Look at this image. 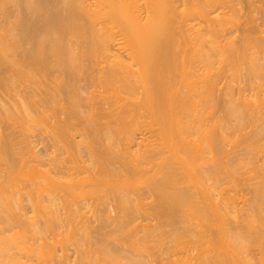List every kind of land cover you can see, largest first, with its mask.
I'll use <instances>...</instances> for the list:
<instances>
[{
  "label": "bare ground",
  "instance_id": "6f19581e",
  "mask_svg": "<svg viewBox=\"0 0 264 264\" xmlns=\"http://www.w3.org/2000/svg\"><path fill=\"white\" fill-rule=\"evenodd\" d=\"M62 2L59 8L56 0L25 1L26 16L21 11L12 22L0 13V264H69L68 247L57 255L47 240L64 230L96 247L81 254L86 261L95 259V250L109 259L121 254L130 264H156L146 245L157 236L153 219L160 237L177 244L160 251V264H264V0ZM228 73L223 104L216 92ZM208 110L221 117H212L211 127L204 122L207 128ZM106 117L111 124L104 125ZM35 131L46 135L35 142L44 153L34 150ZM137 132L144 134L139 142ZM234 138H246L248 146L228 163L221 157ZM136 143L141 149L131 151ZM201 164L209 168L213 192L199 193L208 188L200 186L203 179H196L198 189L191 183ZM249 164L258 168L252 177ZM246 166L251 173L242 172ZM143 175L150 176L140 178L144 183ZM244 176L255 188L243 208L251 217L241 223L234 217L240 199L222 187L240 185ZM137 179L146 185L143 194ZM109 200L116 204L114 219ZM25 203L38 221L28 220ZM143 216L150 225H134ZM131 225L144 232L135 252L123 250L124 242L113 247L116 236L108 243L109 231L127 233ZM10 231L16 238H5ZM193 232L199 238L186 253L196 254L184 260L179 238H196Z\"/></svg>",
  "mask_w": 264,
  "mask_h": 264
},
{
  "label": "rangeland",
  "instance_id": "374dc122",
  "mask_svg": "<svg viewBox=\"0 0 264 264\" xmlns=\"http://www.w3.org/2000/svg\"><path fill=\"white\" fill-rule=\"evenodd\" d=\"M25 1L28 2V0H0V13H5L6 15H8V17H9L8 19H9V20L11 19L10 21L12 22V21H14L16 15L20 14L19 12H21V11H25V10H26V9L24 10V8H25L24 6H25V5H28V4L25 3ZM29 1H31V0H29ZM53 1H55V0H53ZM56 1H57L58 4H59L58 7H59V8H62V6L64 5V4L62 5V3H63L62 0H56ZM60 1L62 2L61 4H60ZM87 1H89V2L91 3V2H93L94 0H87ZM40 4L43 5V3H41V2H40ZM38 5H39V4H38ZM42 5H41V6H42ZM259 5H260V4H259ZM262 5H264V4L262 3ZM4 10H5L7 13H6V12H3ZM245 12H246V11H245ZM245 12H244V14H245ZM247 12H248L249 15H247ZM247 12H246V15L249 17L251 13H250L249 11H247ZM23 13H24V14H22V15L26 16L25 14L27 13V11H25V12H23ZM45 14H46V16H47V13H45ZM50 14H51V12L48 13V15H50ZM22 15H21V16H22ZM246 15H244V16H246ZM44 16H45V15H44ZM247 16H246V17H243V18L245 19V18H247ZM251 16H254V15L252 14ZM10 17H11V18H10ZM250 18H251V17H250ZM42 19H43V18H42ZM247 19H248V18H247ZM247 21H249V20H247ZM251 21H252V20H250V22H251ZM263 21H264V20H262V21L260 20V21H259L260 23L258 22V23L260 24V27H261ZM40 24H41V23H40ZM256 24H257V23H256ZM259 24H258V25H259ZM263 24H264V23H263ZM260 27H259V28H260ZM262 27H264V25H262ZM237 31H238V30H237ZM237 31H236V32H237ZM236 32H235V33H236ZM235 33H234V34H235ZM239 33H240V35H241V34H242V31H241V32L239 31ZM236 35H237V33H236ZM240 35H239V36H240ZM242 35H243V34H242ZM242 35H241V36H242ZM237 37H238V35H237ZM263 37H264V36H263ZM240 38H241V37H240ZM240 38L238 37V38H237V41H238V39L240 40ZM238 43H239V41H238ZM28 47H29V46H28ZM226 74H227V73H226ZM243 74H245V72H244ZM226 76L229 78V73H228V75H226ZM227 77H224V80H221V82H223V83H221V84H223V86L221 85V90H222V91H218V93L216 92V94H218V97H217V98L219 99V95H220V98H221L220 102L223 101V102H222L223 104L225 103L226 98H227V97L225 96L223 90H225V87H227V85L229 84V82H231L230 78L228 79ZM226 81H227L228 83H227ZM224 84H225V85H224ZM238 84H239V83H238ZM223 87H224V88H223ZM227 90H228V88H227ZM227 92H228V91H227ZM230 92L232 93V91H230ZM235 92H236V90H235ZM235 92H234V93H235ZM219 93L224 94V97H225V98L222 97L223 95H221V94H219ZM225 93H226V91H225ZM236 94L238 95L237 92L235 93V95H236ZM245 94H246V95H247V94L250 95L249 91H246ZM237 95H236V98H237ZM86 96H88V94H87ZM97 97H99V94L96 95V98H97ZM222 103H220V104L222 105ZM199 109H200V108H199ZM214 109H215V108H214ZM201 110H202V107H201ZM217 110H218V109H217ZM217 110H216V111H217ZM216 111H214L213 114H215ZM217 112H218V113H217L218 115L215 114V116H214V115H213V116H209V110H208V112H207L208 114L206 113V114H207V119H206V121L204 120L202 123H204V122H205V123H208V124H210V125H209L210 127H211V126H214L215 123H213V119H211V118L213 117V118H214V122H215V121H216V119H215L216 116H217V119H218V117H221V116L219 115V114H221V112H220V111H217ZM210 113H211V111H210ZM206 114H204V115H206ZM86 115H87V114H86ZM86 115H85V116H86ZM87 116H90V114H88ZM108 116H109V115H107V117H108ZM107 117L105 118L106 121H104V122H105L104 125H106V124L108 123V121H109L110 124L112 123V122H110L111 120H113L112 117H109V118H107ZM205 117H206V116H205ZM208 117H209V119H208ZM202 118H203V117H202ZM210 119H211V120H210ZM103 120H104V119H103ZM140 120H141V119H140ZM207 120H208V122H207ZM141 121H142V120H141ZM145 121L147 122V121H149V120L146 119V118L143 119V122H144V125H143V126H145V125L147 126V123L145 124ZM106 122H107V123H106ZM205 123L203 124V127H206V126H207V128H208V124L206 125ZM146 126H145V127H146ZM145 127H144V128H145ZM141 129H142V127H141ZM146 129H147V127H146ZM146 129H143V131L146 130ZM143 131H142V132H143ZM35 132H36V133H34V136H33L32 139H31V141H33V143H35L36 141H41L40 139H42V137L45 138V136H46V135H45V136L42 135L43 133L40 132V131H35ZM138 132H139V131H138ZM138 132H137L138 135L136 136V137H137V140H136V141L139 142V141L141 140V139H139V138H142V137L144 136L145 132H143L144 134H143L142 132H140V134H139ZM148 132H149V131H148ZM142 134H143V135H142ZM147 134H148V136H151V135H149V133L146 132V137H147V139L150 140V139H153V138H154L153 136H152V138L148 137ZM152 135H153V134H152ZM140 136H142V137H140ZM249 136H250V135H249ZM249 136H248V137H249ZM251 136H252V135H251ZM154 139H156V137H155ZM243 139H244V138H243ZM243 139H241V138H240V139L234 138L233 145H232L233 147H232V146H229V147H228V149H229V153H228V154L225 153L226 156H230L231 154L236 155V153L238 152V149H239V151H241V152H242L243 150L245 151L246 145L248 146V144L245 142V141H246V138L244 139V141H243ZM202 140H203V139H202ZM202 140H201V141H198V143H197V144H199V145H200V143L202 144V145H200V147L203 146V141H202ZM151 141H155V140H151ZM242 141H243V142H242ZM234 142H235V143H234ZM37 143H38V142H37ZM146 143H147V142H146ZM236 143H237V144H236ZM245 143H246V144H245ZM39 144H40V143H39ZM204 144H205V141H204ZM231 144H232V143H231ZM33 145H34L33 147H34V150L36 151V153H38V154L44 153L45 146H43V147H42V145H39V146H38V144H36V143L33 144ZM234 145H236V146L238 145V146L236 147V146H234ZM37 146H38V147H37ZM135 146H136V147L138 146L137 143L131 148V151H135V152H137L138 149H141V148H140L141 146H140V147H137V148H136ZM134 147H135V148H134ZM143 147H145V146L143 145ZM143 147H142V148H143ZM238 147H239V148H238ZM35 148H36V149H35ZM202 149H203V147H202ZM204 149H205L206 151H209V150H207V146H204ZM228 149H227V150H228ZM230 149H232V151H231ZM35 151H34V152H35ZM206 151H205V152H206ZM233 151H235V152L233 153ZM231 152H232V153H231ZM208 153H209V152L206 153V156H208V155L210 154V153H209V154H208ZM230 153H231V154H230ZM207 154H208V155H207ZM225 154H224V156H222V157H221L220 155H218V157L220 156L221 158H226L228 163H229V162L232 163L231 160H233V159H237V158H238L237 155L234 156V157H236V158H233V155H231V156H230L231 158L228 157L229 160H230V161H229L228 158L225 157ZM222 155H223V154H222ZM208 157H210V155H209ZM220 157H219V158H220ZM239 157H240V156H239ZM226 159H225V160H226ZM225 160H224V161H225ZM233 161H234V160H233ZM227 162H225V163L227 164ZM231 163H230V164H231ZM260 163H261V162H260ZM201 165H202V166H201ZM201 165H200L201 167H199L200 169H198L199 172H198V173L196 172L197 177H195V178L192 177V180L195 181V180L198 178V180L201 179V181H203V180H204V181H203V182L200 181V182L202 183L201 185L199 184L198 180H196V182H198L197 184L194 183L193 181H192L191 183H192L193 185H195V188H196V189H198L200 186L202 187L203 184H204V182H205L206 187L208 186V188L203 189V188H205V186H204L203 188L198 189V190H201V191H199V193L201 192L200 194H202L205 190H207L208 192H209V191H210V192H213V191H214V188H213V187H214V182H212V181L210 180L211 178H210L209 173H208V172H209V170H208L209 168L207 167V165H206V166H203V164H201ZM248 166H250V167L252 166L251 169H253V170L255 169V168H253V166H255V164H251V165L249 164ZM204 167H207V168H204ZM250 167H247V166H246V168H245L244 170H242V172H243V173L246 172V169H247V168L249 169ZM201 168H202V169H201ZM248 169H247V173H249V171H250V173H251L252 170L250 169V170L248 171ZM207 170H208V171H207ZM256 171H258V168H256ZM256 171H255V170H254V172L252 171L251 174H253V175H251V177L254 176V173H256V174L258 173V172H256ZM194 173H195V172H194ZM200 173H201V174H200ZM243 173H242V174H243ZM247 173H245V176L249 175L248 177L250 178V174H247ZM210 174H211V173H210ZM246 174H247V175H246ZM122 175H125V174H123V173L121 174V176H120L121 179H123V178H122V177H123ZM149 175H152V174H149ZM149 175H147V176H145V177H144V175H143V176H141V177H138V179H139V181H142V180H140V178L143 177L142 179L145 181V180H146L145 178H148ZM243 175H244V174H243ZM207 176H208L209 178H208ZM245 176H244V177H245ZM124 177H125V176H124ZM149 177H150V176H149ZM204 177H205L206 179H205ZM244 177L241 178V181H240L241 183H240V185H237L236 183H227L225 186L223 185V187H222L223 189H226L227 193H228L230 196L232 195V196H235V197H233V198L236 199V197H238V198L240 199V201L237 203L238 205H236V208L238 209V212H237V209H236V208H235L236 212L234 211V217H237V218L239 217V218H240L239 221H241V220L243 221V220H246L247 217H249V218L251 217V216L248 215V214H250V215L252 214L251 210L249 209L250 212H249L248 210H247V211H245V210H246L247 208H249V206L252 204V201H253V198H254V194H253L254 192H252L251 190L254 191V188H255V187H254V185H253V186L250 185V183H254V181H252V182L245 181L247 177H245V178H244ZM199 178H200V179H199ZM109 179H110V180H108V179H106V180H108L109 182H110L111 180H112V181L114 180L113 178H112V179L109 178ZM115 179H117V178H115ZM138 179L136 180V181H137L136 183L139 182ZM202 179H203V180H202ZM208 179H209L210 181H209ZM126 180H127L126 178H124L123 180H120V178H118V181H120V182H119V186H122V187H119V188H118L119 192L121 193L120 195H122L123 192H125V190H127V188H128V187H127V186H128V185H127V184H128V181H127V183H126ZM142 182H143V181H142ZM136 183H135V184H136ZM139 183H140V182H139ZM143 183H144V182H143ZM189 183H190V182H189ZM189 183H186L187 186L189 185ZM191 183H190V185H189V188H190L189 190L192 191V192H194L196 189L191 190V189L194 188V186H193V188H192ZM120 184H121V185H120ZM140 184H142V183H140ZM198 184H199L200 186L197 188L196 185H198ZM229 184H230V185H229ZM248 184H249L250 186H249ZM138 185H139V184H136V185H135V188H137ZM190 186H191V187H190ZM124 187H125L126 189H125ZM145 187H146V185H143V184H142L141 186L138 187V189L143 188V189H141L142 194H143V192L145 193V192L147 191V188H145ZM211 187H212V188H211ZM144 188H145V189H144ZM123 189H124V190H123ZM209 189H210V190H209ZM211 189H212V190H211ZM234 189H235V190H234ZM248 189H249V190H248ZM122 191H123V192H122ZM141 192H140V194H141ZM251 192H252V193H251ZM194 193L196 194V193H197V190H196ZM142 194H141V196H142ZM197 194H198V193H197ZM200 194H199V195H200ZM123 195H124V194H123ZM199 195H198V196H199ZM145 196H147V195H145ZM145 196H142V198H144ZM199 197L201 198V197H204V196H199ZM146 198H148L147 200L150 202L151 199L149 200V197H148V196L145 197V199H146ZM248 199L250 200V202H249ZM251 199H252V200H251ZM147 200H144V201H146V202L142 201V203H143V204H144V203H146V204L149 203ZM236 200H237V199H236ZM243 200H244V201H245V200L248 201V202L245 201V205H246L247 207L244 206V203H243L244 201H243ZM240 202H241V203H240ZM108 203L110 204V206H109V204H108V207H110V208H108V207H107V208L110 210V209L112 208L113 203H112L110 200L108 201ZM111 203H112V205H111ZM239 203H240V205H239ZM246 203H247V204H246ZM250 203H251V204H250ZM25 204H26V207H27L28 204H27V203H25ZM59 204H61V203L59 202ZM59 204H58V205H59ZM115 205H116V204L113 205V208H114V209L112 208V210H110L111 213L109 214V215L112 214L111 216L113 217V219L117 217V214L114 213V212L116 211V209H117V208L115 207ZM241 205H243V206L241 207ZM248 205H249V206H248ZM115 208H116V209H115ZM147 208H148V207H147ZM241 208H242V209H243V208H246V209H243V211H242ZM239 209H240V210H239ZM26 210H27V213H28V216H27V217L29 218L28 220H31V222H32L34 218H30V217L33 215V212H30L31 210L29 209V206L27 207ZM114 210H115V211H114ZM28 211H29V212H28ZM244 211H245L246 213H245ZM240 212H241V214H240ZM243 212H244V214H242ZM113 213H114V214H113ZM236 213H237V214H236ZM29 215H30V217H29ZM238 215H239V216H238ZM240 215L243 216V217L241 218ZM246 215H248V216H246ZM115 216H116V217H115ZM139 216H140V215H139ZM244 216H245V218H244ZM32 217H33V216H32ZM143 217L145 218V216H143ZM144 218H143V219H144ZM243 218H244V219H243ZM93 219H94V218H93ZM143 219H139L138 222L134 223V225L137 226L138 224H143V225H141V226L146 227L147 225H150V224H151L150 226H153L151 229H152V230L155 229V232H157L156 234H157L158 237L155 235L156 239H155V238H154V239H150V243H147V244H146L147 246L149 245V246H148V249H147V252L149 251V247H150V252H152L153 255H154V256L151 255V257H150V258H151V261H153V259H158L157 261L155 260V262H157L156 264H160V263H159V255H158V254L161 253V252H165V250L167 249V247H168L169 245H170V246H169L170 248H171V247H172V248H175V246H176L177 244L174 243V244H175V245H174V244L172 243V242H173L172 239H169L170 237H168L167 235H164V236H165L164 238H161V237H160L161 235L163 236V234H162V232H161V234H159L160 232H158V231L161 230V229L158 230V228H159V227L157 226V225H159V224H158V223H159L158 220H154V219H153V220H154V221H153V220H150V219H149L150 222H151V223L149 224V223H148L149 220H148L147 218H145L144 221H143ZM36 220H37V219H34V221H36ZM140 220H142V222H141ZM146 220H147V221H146ZM34 221H33V222H34ZM37 221H38V220H37ZM156 221H157L158 223H157ZM242 221H241V223H242ZM28 222H29V221H28ZM31 222H30V223H31ZM39 222H40L39 225H43V221H42V219H39ZM39 222H38V223H39ZM147 223H148V224H147ZM154 223H157V225H155ZM32 224H33V223H32ZM134 225H131V227H132V229H133L132 231H133L134 233H132V231H131V232L129 231V230H131V229H130L131 227H129V228L126 230V232L128 231L129 233H128V232H127V233H125V232H122V233H121V232H120L121 234H119L117 231H115V232H113L114 235H112V231H109V233H108L109 236H108V235H107V236L110 237V238L107 237V240H108V239L111 240V236H116L115 239H117V241H116V240H112L113 242H115L114 245H116V246H113V243H112L111 246H113V247H115V248H118V246L120 245L119 243L124 242V243H125V246H127V247H125L124 245H122L123 247H122V246H121V247L124 248L123 250H126V251H127V249H130V251L128 250L127 252H131V251H132V252H135V244H134V242H137V241H138L139 243L142 244V242H140L141 240L139 239L140 237H138V236H143V235H144V232H141V230H139L140 233H137V231H136V233H135V230H134V227H135V226H134ZM154 225H155V226H154ZM74 226H76V225H74ZM196 227H197V226H193L194 229H195ZM70 228H72V227H70ZM199 228H200V227H199ZM144 229H145V228H143V230H144ZM147 229H148L149 231H151L149 228H147ZM156 229H157V231H156ZM197 229H198V228H197ZM197 229H195V230H197ZM208 229H209V228H208ZM108 230H110V229H108ZM143 230H142V231H143ZM198 230H199V229H198ZM203 230H204V231H207V226H206ZM62 231H63V230H62ZM65 231H66V232H65ZM71 231H72V230H64V233H63L64 235H62V232H61V234H60V232H58V233L55 232V233H53L54 235H53V234L48 235V236H50V237L47 238V240L49 239V245H51L53 242L56 243V244L53 243L52 246L55 245V246H54L55 249L58 250V251H57V255H60V254L62 253L61 250L63 249V247L66 246L65 249L68 247V248H67V249H68L67 251H69V252L67 253V254H68L67 256H69V257H68V261H67V263H69V264H70V263H71V264H81V263H86V264H88V262H89L90 264H102V263H103V264H124V263H125V264H130V263H128V259L126 260L125 256H124V257L121 256V254H119L118 252H117V253L120 255L119 257H117L118 255H117L116 253H115V254H116L117 256H115V255L113 254V256H115L117 259L114 258V257H112L111 259H109L110 257H109V254H108V253L105 252L106 255L108 254V255L106 256V255H104L105 253L103 254V251L101 252V251H99V250H97V251H99L98 254H96L97 252H96L95 250H93V252L91 253L92 256L95 257V259H94L92 256L89 255L91 258H93V259H92V262H90V260H89V261H88V260L86 261V259H84L85 256H86V254H85L86 252H85V251L87 250V252H88V249H87V248L90 246L89 249H91V245L89 244L88 247L86 246L87 243L84 242V240H85L87 237H86L85 235H82V234H81L82 236H80V233H79V235H78L77 232H74V231L71 232ZM15 232H16V231H15ZM67 232H68V233H67ZM70 232H71V233H70ZM73 232H74V235H73ZM9 233H10V234H9ZM75 233H76V234H75ZM110 233H111V234H110ZM142 233H143V235H142ZM11 234H12V235H11ZM14 234H16V233H14L13 231H12V232L10 231V232H8V233L6 232V234H4V235L7 236V237H5V236H4V237H5V238H8L9 240H11L12 238L14 239V237H15ZM59 234H60V235H59ZM71 234H72V236H71ZM122 234H125V235H122ZM129 234H130V235H129ZM132 234H133V235H132ZM10 235H11V236H10ZM27 235H28V233H27ZM75 235H78L79 237L76 238V237H74ZM121 235H122L123 237H122ZM136 235H137V237H135ZM190 235L192 236V234H189V235H187V236L190 237ZM52 236H53L54 239H52ZM65 236H66V237H65ZM125 236H126V237H125ZM166 236L168 237V240H169V241L166 240V239H167ZM193 236L196 237L195 232H193ZM11 237H12V238H11ZM30 237L32 238V240L30 239L31 242L34 243V240H35L36 238L33 239L32 236H30ZM35 237H36V236H35ZM80 237H81V238H80ZM128 237H129V239H131L130 241H129ZM133 237H135V238H133ZM10 238H11V239H10ZM15 238H16V237H15ZM64 238H65V239H64ZM79 238H80V239H79ZM112 238L114 239V237H112ZM121 238H122V239H123V238H124V239H127L126 242L124 241V239H123L122 241L118 242V240H120ZM158 238H159V239L161 238L160 240H163V239H164L163 242L160 241ZM165 238H166V239H165ZM193 238H194V237H192V238L190 237V239H192L191 241H189L190 239H189L188 237H185L184 239H183V237H182V238H179V240H181V242H183V243L185 242L184 245H182V246H180V247H182V248L184 247V248H186V250L182 249V250H184V251H182V250L179 249L178 251H182V252H184V254H185L186 251L190 248V246H192V244L195 243V242L197 241L196 239L199 238V236H197L196 238H194V240H193ZM69 239H70V240H69ZM76 239H77V240H76ZM81 239H82V240H81ZM83 239H84V240H83ZM135 239H136V240H135ZM51 240H52L53 242H52ZM75 240H76V241H75ZM79 240H80V241H79ZM110 240H108V243H109ZM133 240H135V241H133ZM139 240H140V241H139ZM152 240H155V241H152ZM62 241H64V242L62 243ZM70 241H71V242H70ZM72 241H73V243H72ZM77 241L81 242V243H82V246H80L81 243H80V245H79V242H77ZM85 241L88 242L87 239H86ZM132 241H133V242H132ZM151 241H152V242H151ZM158 241H159V244H158ZM171 241H172V242H171ZM188 241H189V242H188ZM192 241H194V242H192ZM127 242H128V243H127ZM155 242H157V245H158L159 247H161L160 249H159V247H158L157 245H155V244H156ZM160 242H161V243H164V242H165L166 245H165V243H164V244L161 246V243H160ZM169 242H170V244H169ZM186 242H187V243H186ZM190 242H191V244H190ZM77 243H78V244H77ZM88 243H89V242H88ZM116 243L119 244V245H117ZM124 243H122V244H124ZM167 243H168V244H167ZM188 243L190 244V246H187V245H189ZM61 244H62V247H61ZM68 244H69V245H68ZM126 244H128L129 246L126 245ZM130 244H131V245H130ZM133 244H134V245H133ZM64 245H65V246H64ZM78 245H79V246H78ZM154 245H155V248L153 247L154 250H152V246H154ZM52 246H51V247H52ZM75 246H76L77 248H76ZM130 246H131V247H130ZM156 246H157L158 248H157ZM84 247H85V248H84ZM128 247H129V248H128ZM133 247H134V248H133ZM162 247H163V248H162ZM169 247H168V249H169ZM188 247H189V248H188ZM205 247H207V246H205ZM61 248H62V249H61ZM94 248L96 249V247H94ZM94 248H92V249H94ZM192 248H193V246H192ZM77 249H78V250H77ZM79 249H80V251H82V252H80ZM83 249H84V250H83ZM92 249H91V250H92ZM97 249H98V247H97ZM131 249H132V250H131ZM157 249H158V250H157ZM59 250H60V251H59ZM133 250H134V251H133ZM171 250H173V249H171ZM204 250H205V249H204ZM215 250H216V249H215ZM76 251H77L78 253H76ZM94 251H95V252H94ZM157 251H158V253H157ZM160 251H161V252H160ZM212 251H214V250H212ZM253 251H254V250H253ZM79 252H80V255H78ZM83 252H85V253H83ZM154 252H155V253H154ZM193 252H195V253H193ZM93 253H94L95 256L93 255ZM99 253H100V254H99ZM148 253H149V252H148ZM152 253H150V254H152ZM179 253H180V252H179ZM204 253H205V252H204ZM81 254H83V255L85 254V256H83V255L81 256ZM191 254H192V255L194 254V256H195V254H196V250H195V251L192 250L191 253H190L189 255H187V253H186V254H185V257L183 256V259L185 260L186 256H189V257H190ZM211 254H212V253H210V255H211ZM96 255H97V256H96ZM103 255H104V256H103ZM145 255H146V254H145ZM155 255H156V256H155ZM180 255H181V254H180ZM182 255H183V254H182ZM182 255H181V256H182ZM205 255H207V257L210 256L208 253H206ZM76 256H77V257H76ZM78 256H80V257H78ZM89 256L87 255V258H88ZM99 256H100V257H99ZM157 256H158V258H157ZM81 257H82V258H81ZM107 257H109V258H107ZM152 257H153V258H152ZM202 257H203V256H202ZM205 257H206V256H204L203 258H205ZM91 258H90V259H91ZM113 258L116 259V260H114ZM118 258H119V259H118ZM123 258H124L126 261H125V260L123 261ZM105 259H106V261L109 260L110 262L108 261V263H107V262L105 261ZM107 259H108V260H107ZM73 260H74V261H73ZM75 260H76V261H75ZM79 260H80V261H79ZM81 260H82V262H81ZM93 260H95V261L93 262ZM98 260H99V262H98ZM111 260H112V261H111ZM113 260H114V261H113ZM84 261H86V262H84ZM100 261H101L102 263H101ZM103 261H105V262H103ZM115 262H116V263H115ZM154 264H155V263H154Z\"/></svg>",
  "mask_w": 264,
  "mask_h": 264
}]
</instances>
